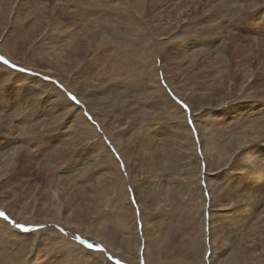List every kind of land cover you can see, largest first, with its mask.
<instances>
[{
    "label": "rangeland",
    "instance_id": "rangeland-1",
    "mask_svg": "<svg viewBox=\"0 0 264 264\" xmlns=\"http://www.w3.org/2000/svg\"><path fill=\"white\" fill-rule=\"evenodd\" d=\"M263 6L0 0V57L9 61L0 60V134L25 148L0 147V212L9 218L0 216V264H78L81 252L63 253L50 232L101 253L86 257L93 264H222L231 255L264 264V175L250 172L264 156V20L252 41L242 15ZM242 103L259 105L228 114ZM204 141L217 158L206 159ZM243 188L262 192L258 204L227 197Z\"/></svg>",
    "mask_w": 264,
    "mask_h": 264
},
{
    "label": "bare ground",
    "instance_id": "bare-ground-1",
    "mask_svg": "<svg viewBox=\"0 0 264 264\" xmlns=\"http://www.w3.org/2000/svg\"><path fill=\"white\" fill-rule=\"evenodd\" d=\"M257 1V0H256ZM251 2H252V0H251ZM254 3V2H253ZM257 4V3H256ZM246 5V4H245ZM220 6V5H219ZM244 6V5H243ZM246 7V6H245ZM247 7H248V5H247ZM246 7V8H247ZM264 7V6H263ZM245 8V10L242 12L243 14L242 15H246V13H247V15H246V18L247 19H244L245 21H246V23H248V25H249V27H248V30H249V32H250V34L252 35V37H251V40L253 41V40H257V38H256V34L257 33H259V30L255 27L256 25L257 26H259L260 25V21H263L264 20V10L263 11H261V12H258L259 11V9L256 11V13H254V14H250V13H253L252 11H250L249 9H246ZM262 8V7H261ZM242 9V8H241ZM264 9V8H263ZM252 10V9H251ZM253 11H255V10H253ZM239 13V12H238ZM239 16V15H238ZM213 20V19H212ZM210 21H211V19H210ZM209 21V22H210ZM210 23H212V22H210ZM238 24V23H237ZM211 25V24H210ZM224 27H226V26H224ZM232 27V26H231ZM237 27H239V26H237ZM237 27H235V28H237ZM214 28V27H213ZM217 28V27H216ZM216 28H215V30H216ZM219 30V29H218ZM233 30V29H232ZM214 31V30H213ZM217 31V30H216ZM220 31V30H219ZM223 31V30H222ZM218 33V32H217ZM234 33V32H233ZM221 34V33H220ZM223 34H225V33H223ZM218 35V34H217ZM216 36V35H215ZM222 36H224V35H222ZM228 37V36H227ZM210 38V37H209ZM232 38V37H231ZM235 38H237V37H235ZM212 38H210L209 40H211ZM223 39V38H222ZM232 39H234V38H232ZM212 40H215V39H212ZM217 41H218V39H217ZM227 41V40H226ZM186 42V41H185ZM216 42V41H215ZM228 42V41H227ZM214 43V42H213ZM199 44V43H198ZM220 44V43H219ZM236 44V43H235ZM209 45V44H208ZM212 45V44H211ZM200 46V45H199ZM237 47V46H236ZM212 48H213V46H212ZM234 48V47H233ZM188 49H190V47L189 46H185L184 47V52H187V53H189L188 52ZM244 49V48H243ZM235 51V50H234ZM152 70H154V69H152ZM6 74H4L1 78H0V81H2V80H4L5 78H6V76H5ZM8 75V74H7ZM7 77H9V76H7ZM23 79V81H24V79H27V78H25V77H23V76H21V75H19L18 73H17V76H16V78H15V80H22ZM5 81H7V79L5 80ZM17 82V81H16ZM30 82H32L31 80H30ZM33 82H35L37 85H40V82H38V81H33ZM4 83V82H3ZM34 83V84H35ZM1 86V85H0ZM27 86V85H26ZM33 87H31V88H29L30 90H32V91H34L32 88H34V85H32ZM36 87V86H35ZM2 88H3V86H2ZM37 88V87H36ZM35 89V88H34ZM35 91H40V90H36L35 89ZM33 93V92H32ZM5 99H4V103H5V105L6 106H4V108H6V109H10V107H11V101L9 100L10 99V97L7 95L6 97H4ZM253 101V100H252ZM67 103H68V101H66ZM255 102H259V100H255ZM3 104V103H2ZM69 104H70V108H72L73 107V104H71L70 102H69ZM69 104H68V106H69ZM232 104L233 103H230V105L232 106ZM258 105L259 104H255V103H242L241 105H234L233 107L234 108H232V107H230V110H229V113L228 114H230V115H234L235 114V116H241V114H240V111H243V110H245V112L246 113H248V112H250V111H253V110H257V108H258ZM1 106H3V105H1ZM65 107H66V105H65ZM253 109V110H252ZM78 109H76V111H77ZM79 111V110H78ZM2 112V111H1ZM8 112V111H7ZM33 113V112H32ZM242 113V112H241ZM79 114V113H78ZM220 114H225L224 112H220ZM2 116V115H1ZM80 116H81V118L79 119L81 122H82V119L84 118H82V114H80ZM4 116H2V118H3ZM6 117V116H5ZM3 120V119H2ZM85 120H87V119H85ZM84 121V120H83ZM73 122H74V124L76 125V121H74L73 120ZM85 122H87V121H85ZM78 123H80V122H78ZM88 124H89V122H88ZM183 125V124H182ZM253 127V126H252ZM0 128H3V127H0ZM90 127H88V129H89ZM253 129V128H252ZM2 130V129H1ZM3 130H4V128H3ZM90 130V129H89ZM5 131V130H4ZM91 131V130H90ZM10 132H12V131H10ZM3 133V132H2ZM8 133H9V130H8ZM7 133V134H8ZM258 135L259 136H262V135H264V132H260V133H258ZM8 136V135H7ZM16 137V136H15ZM10 138V135H9V137L7 138H5V137H3L1 134H0V147L1 148H5L6 149V151H8L9 150V148H12V147H14V149L13 150H17V151H21V150H24L25 148H24V145L22 144V142L21 141H18V138H16V140H11V139H9ZM40 141V140H39ZM39 143V142H38ZM17 146V147H16ZM24 148V149H23ZM103 149H105V146L104 147H102ZM217 149L218 150H220V146H217ZM204 150H205V153H206V155H207V157H206V159L207 158H209V157H212V158H217L218 156H219V154H218V152L215 150V149H213V148H211L209 145H208V143H207V141H204ZM125 158V157H124ZM127 158V157H126ZM208 160V159H207ZM260 162V163H259ZM112 168V167H111ZM118 171V170H117ZM243 172L245 173V175H247L248 173H247V171L244 169L243 170ZM250 172H251V174H254V175H256V176H260V175H264V156H257V158H256V160L253 162V165L252 166H250ZM142 174V173H141ZM141 174H139L140 176H141ZM207 180H208V182L210 183V182H213L212 181V179H209V177H207ZM140 181V180H139ZM136 182V181H135ZM253 185V184H252ZM140 186V185H139ZM198 186V188H200V186L199 185H197ZM236 186H239V182H236ZM225 186L224 185H222V187L221 188H224ZM262 187H264V184H262ZM139 188V187H138ZM197 188V187H196ZM227 188H229V187H227ZM231 188V187H230ZM142 189V188H141ZM121 190V189H120ZM144 191H145V189H143ZM151 190V189H150ZM141 191V190H140ZM229 193L227 194V197H232L231 199H237V200H249V201H251L252 203H254V199H258V198H260L261 197V193L262 192H260V194H259V197H257L253 192H252V190L251 189H246V188H243L242 190H241V192H239V193H233L232 192V190L231 189H229V190H227ZM120 192V191H119ZM150 192V191H149ZM215 193L216 192H213L212 194H213V196H215ZM226 193V192H225ZM121 195V194H120ZM144 196V194H143V192H141V195H140V197H143ZM145 197V196H144ZM217 199V203L215 204V206L217 207V208H219V206H224L225 205V203H220L221 202V200H223L221 197H219V198H216ZM225 200H226V198H225ZM229 200V199H228ZM160 200H158L157 202H156V204H155V209L156 210H158V208H159V206L162 204L161 202H159ZM227 203V202H226ZM128 204V203H127ZM166 204H167V200L165 199V201H164V203H163V205L166 207ZM254 204H258V202H255ZM229 205V204H228ZM225 208V207H224ZM193 209V208H192ZM167 210V209H166ZM217 218H218V216H217ZM217 218L215 219H213V221H212V229H214L215 228V226H216V220H217ZM219 219V218H218ZM149 222H147V224H148ZM50 232V231H49ZM15 233V232H14ZM10 234H12V233H10ZM16 234V236L19 238L21 235L20 234H17V233H15ZM73 234H75V233H73ZM72 233H71V237H73V238H76L77 237V235H73ZM50 236L51 237H54L55 239H57V241H59L58 239H60V244H62V245H66V246H58V248H60L61 250H62V252L64 253V252H66V251H68V254L69 255H72V256H74L75 254H74V252H75V250L77 249V250H79V252H81V258H80V261L78 262V260L76 259L75 261L76 262H78V264H81V263H85V264H93L91 261H89L86 257L87 256H89V257H93V258H95V260H97V261H100V257H102V254L101 253H98V252H92L91 250L90 251H88L86 248H84V247H81L79 244H77L76 243V241L75 240H71L68 236H66V235H62V234H58V233H54V232H50ZM244 236H246V235H244ZM80 238V237H79ZM2 239V238H1ZM54 239V240H55ZM16 240H14V242H15ZM56 241V240H55ZM222 243L224 242V241H221ZM219 247H221V245L219 246ZM93 250V249H92ZM219 250V251H218ZM220 250H222L221 248H218L217 250L216 249H214V251H213V255H212V258H213V260L214 261H216V262H219V261H221V258H220ZM116 251V250H115ZM118 251V250H117ZM116 251V252H117ZM118 253V252H117ZM119 253H122V252H119ZM214 254H216V255H218V256H214ZM120 255V254H119ZM121 256H124V255H121ZM150 256V255H149ZM151 257V256H150ZM92 258V259H93ZM103 258V257H102ZM105 258V257H104ZM103 261V260H102ZM108 262V261H107ZM224 262V263H223ZM99 263H101V262H99ZM96 264V263H95ZM158 264H167V262L166 261H164V260H162L161 258H159V263ZM222 264H238V259H237V257L235 256V255H231V257H229L228 259L227 258H224L223 259V261H222Z\"/></svg>",
    "mask_w": 264,
    "mask_h": 264
},
{
    "label": "snow or ice",
    "instance_id": "snow-or-ice-1",
    "mask_svg": "<svg viewBox=\"0 0 264 264\" xmlns=\"http://www.w3.org/2000/svg\"><path fill=\"white\" fill-rule=\"evenodd\" d=\"M0 60H3V62H4L5 64H8V63H9V61H7L6 59H4L3 57H0ZM12 67H16V66H15V65H12ZM21 71H24V70L21 69ZM45 79H48V77H45ZM61 88H62V85H61ZM67 95H68V98H69L71 101L75 102L76 104H79V103H80V101L77 99L76 96L72 95L71 93H68ZM173 98L176 99L175 97H173ZM177 103L180 104V106H181L185 111H189V112H190V109L188 108V105L185 104L183 101L177 100ZM85 116H88V114L85 113ZM187 122H188L189 125H193V123H194L190 116H189ZM193 131H195L194 128H193ZM117 159L119 160V157H117ZM121 167H123V164H122V163H121ZM205 167H206V166H205ZM129 191H133V190L129 189ZM132 203H133L134 205L137 203V201H136V199H135V193H134V191H133ZM137 213L139 214V209H137ZM0 216H3V218H4L5 220H8V219H9V218H8L3 212H0ZM11 223L13 224V226H14L15 228L20 229L21 231L28 232V231L31 230V229L25 227V225H23V224L16 223V222H14V221H12ZM61 232H63V229H61ZM80 242H81L82 244L84 243L83 240H81ZM88 247L91 248L92 245L89 244Z\"/></svg>",
    "mask_w": 264,
    "mask_h": 264
}]
</instances>
